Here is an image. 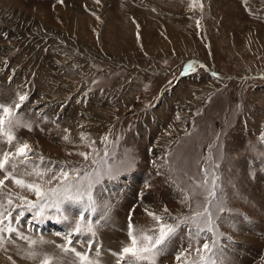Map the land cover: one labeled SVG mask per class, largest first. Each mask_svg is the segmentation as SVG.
<instances>
[{
    "label": "rangeland",
    "instance_id": "rangeland-1",
    "mask_svg": "<svg viewBox=\"0 0 264 264\" xmlns=\"http://www.w3.org/2000/svg\"><path fill=\"white\" fill-rule=\"evenodd\" d=\"M189 62L195 71H185ZM18 94L28 100L17 119L30 125L15 129L18 141L52 171L41 181L25 175L32 165L18 164L16 177L56 188L53 199L65 195L52 180L58 165L78 170L70 172L73 194L100 179L92 190L100 211L89 217L99 221L96 235H74L77 251L96 259L100 248V264H116L130 213L135 228H151L146 210L184 217L211 201L225 264H264V0H0V103ZM6 150L14 147L0 143ZM19 196L36 200L12 179L0 187L6 209L22 204ZM64 207L70 223L54 210L42 222L36 209L13 218L19 232L45 243L0 233V264H40L45 254L79 264L56 247L79 219L78 206ZM188 232L157 264H184L176 254L189 249ZM204 242H193L191 258ZM31 251L36 257L26 258Z\"/></svg>",
    "mask_w": 264,
    "mask_h": 264
},
{
    "label": "snow or ice",
    "instance_id": "snow-or-ice-1",
    "mask_svg": "<svg viewBox=\"0 0 264 264\" xmlns=\"http://www.w3.org/2000/svg\"><path fill=\"white\" fill-rule=\"evenodd\" d=\"M63 2V0H60ZM99 2V0H97ZM202 7V6H201ZM203 67V65H201ZM192 70L195 71L192 62L185 65V71ZM185 72L182 71L181 75ZM215 75V73H213ZM11 80V77H9ZM28 100L27 94H18V102L13 101L12 104L0 103V143H6L9 146L14 147V151L6 150L0 154V171L4 172L3 179H0V187L5 184V181L12 179V181L19 187L27 189L29 192H33L36 196V200H29L27 197L19 196L18 199L22 201V204L15 205L11 209H6L3 203H0V233H15L20 239L28 242L29 246L42 245L45 242L41 240H33L23 233L19 232L15 227L12 226V219L14 218L16 223L21 221V218L25 215V210L32 212L34 209L36 211L33 213L34 219H39L41 222L45 218L46 210H54L58 217V222H71L68 215L65 214L68 206H78L79 219L75 221V226L65 234V243L58 244L56 247L60 249L63 253H73L77 258L79 264H100V248L96 250V259L92 258L89 252L77 251L75 247H72L74 241L73 236L83 233H88L91 236L96 235V225L99 221H94L90 217L91 213H97L100 211V205L98 204L96 198L93 194V188L95 185L100 183V179L90 180L87 188L83 191L79 187L76 188L75 193L72 192V182L70 177V172H77V169H71L70 171H65L62 165L60 171L52 176V180L59 179L61 184L64 185L63 192L65 195L60 199H53L57 193L56 188L45 189L42 183H38L35 180L29 182L23 178H17L15 175V170L18 164L32 165L33 171L25 173L26 176H35L43 181L46 172H51L52 168L46 167L45 157L42 155L38 156L40 164H36L35 160L30 159V156L36 157L37 154L34 152L32 147L27 143H20L18 137L15 134V129L19 127H28L30 125L27 123H21L17 119L18 113L16 109H20L21 106ZM65 140L68 139L67 136L64 137ZM81 139H84L82 134ZM106 139V138H104ZM91 147V145H89ZM88 159L87 153H79ZM19 158V159H18ZM134 162V158L130 159V163ZM54 161H48L47 164H55ZM95 163V161H93ZM11 166L12 171L7 170V166ZM45 166V171H39L41 166ZM110 179H118V175H110ZM80 177L77 175L75 180L78 182ZM51 183V180L47 181ZM207 183V181H205ZM212 190L208 192V196L215 198V177L212 181ZM148 185L146 184V187ZM143 194H141L142 196ZM9 206L13 205L12 199L9 197L7 200ZM211 204V201H208ZM208 204L205 205L203 211H195L191 216L176 217L168 213V209L165 208L164 212L166 215H157L154 212L147 211L146 214L152 218L154 225L151 228L137 229L131 223V213L129 214V224H128V238L129 243L124 245L118 253H112V255L117 257L116 264H157V258L161 255L169 252L171 243L175 240L176 236L179 234L180 230L183 228H188V241L189 249H185L182 252L176 254V260H184V264H225L224 249L219 245V234L216 227L215 221L213 220L212 213ZM105 207V213L107 211ZM221 211L224 209L221 208ZM7 211V215H5ZM17 214L13 217V213ZM87 214V215H86ZM87 219V223L85 220ZM175 221V223H170L169 221ZM5 221H8L5 224ZM211 233V243H209V237L207 234ZM60 235V233H56ZM205 239V242L200 247L195 248L196 256L198 259L191 258L190 249H192L193 242L199 245L201 238ZM230 239V238H229ZM4 237L0 236V246L3 245ZM89 250L94 246L93 241H88ZM37 253L31 251L27 254L26 258L34 259ZM9 259H11L9 257ZM40 264H54V258L45 254L40 262Z\"/></svg>",
    "mask_w": 264,
    "mask_h": 264
}]
</instances>
